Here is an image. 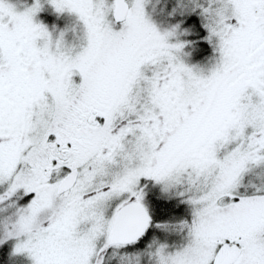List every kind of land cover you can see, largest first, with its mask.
<instances>
[{"label":"snow or ice","instance_id":"snow-or-ice-1","mask_svg":"<svg viewBox=\"0 0 264 264\" xmlns=\"http://www.w3.org/2000/svg\"><path fill=\"white\" fill-rule=\"evenodd\" d=\"M0 264H264V0H0Z\"/></svg>","mask_w":264,"mask_h":264}]
</instances>
